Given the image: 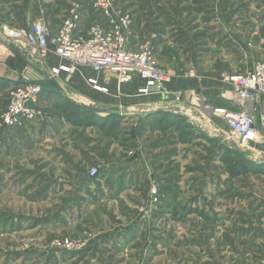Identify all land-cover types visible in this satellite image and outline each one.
Returning a JSON list of instances; mask_svg holds the SVG:
<instances>
[{
  "label": "rangeland",
  "instance_id": "rangeland-1",
  "mask_svg": "<svg viewBox=\"0 0 264 264\" xmlns=\"http://www.w3.org/2000/svg\"><path fill=\"white\" fill-rule=\"evenodd\" d=\"M68 1L0 0V24L21 28L43 18L53 29L61 26L68 8L79 3L89 10L83 22L88 27L89 16L93 15L92 0H71L70 4ZM113 2L123 12L127 11L122 6L130 9L135 17L137 9L131 6L136 5L135 0ZM220 3L221 0H209L214 6L210 14L199 15L193 22H205L208 29V44L202 45L203 61L194 62V48L184 42L169 51L180 56L176 61L158 58L159 69L175 71L172 84L200 97L206 117L215 125L187 116L177 120V115L170 112L163 116H168L171 127L164 119L146 125L144 107L154 101L144 98L142 84L143 100L139 99V112L134 111L131 119L119 116L118 124L111 130L108 125L102 130L87 128L90 146L112 142L113 155L107 151L104 163L96 158L97 152L79 146L78 150H71L73 162L80 163L75 167L70 160L73 156L64 150L70 141L65 136L53 137L50 131L46 134L42 126H34L36 121L2 131L7 142L0 143V264L264 263V173L249 170L264 165V142L254 143L246 151L232 150L215 130H226L214 113L215 109L227 107L221 99L220 90L225 87L221 76L251 70L255 57L248 51L253 46L251 42H247L246 48L240 46V67L237 64L232 70L219 57L222 46L212 41L215 36H224L220 37L218 30L224 19ZM228 7L229 18L236 9L234 16L242 21L237 27L241 37L264 21V0H229ZM193 18H181L185 29L191 26ZM234 56L230 53L227 61L234 62ZM29 68L32 67L25 69ZM191 73L196 77L187 78ZM99 77L93 74L86 78V86L70 82L69 86L59 88L64 100L59 99L55 107L42 100L37 112L42 117L63 121V111L70 107L66 104L100 111L108 101L101 100L100 94L109 90L99 88ZM1 96L0 116L9 102L7 91ZM119 105L123 112L128 110V104ZM256 117L259 120L257 114ZM17 132L23 136L16 137ZM28 140L30 144L25 143ZM167 142L174 144L168 143L166 150H156L157 146L166 148ZM88 151L91 153L84 158L82 154ZM231 152H238L240 157ZM58 156L62 158L57 159ZM227 158L232 159L229 166L223 161ZM240 159L251 163L246 171H242ZM91 168L97 169V177L78 184ZM41 182L49 187L46 198L35 193L42 188ZM124 232L127 239H121ZM65 242L74 248L58 246Z\"/></svg>",
  "mask_w": 264,
  "mask_h": 264
},
{
  "label": "built area",
  "instance_id": "built-area-1",
  "mask_svg": "<svg viewBox=\"0 0 264 264\" xmlns=\"http://www.w3.org/2000/svg\"><path fill=\"white\" fill-rule=\"evenodd\" d=\"M92 10L97 21L91 22L84 32L81 31L84 16L79 4L68 8L55 34L43 18L21 28L0 24V58L14 57L5 47L6 44L14 45L24 53L26 67L39 71L58 89L70 82L79 70H89L95 75H101L104 70L113 73L117 86L139 78L145 87L143 96L158 97L144 107L145 115L155 111L170 112L180 118L187 116L215 125L206 117L200 97L170 86L176 78L175 71L159 69L150 41L131 47L132 25L128 12L114 6L113 0H92ZM51 60H55L54 65ZM195 77L194 73L187 75V78ZM221 83L225 86L220 90L221 99L227 107L215 109L214 113L225 125L226 133L215 129L220 133L218 137L229 149H251L249 146L264 139V112H258L259 106L264 105V62L254 63L252 69L243 74H223ZM7 92L9 102L0 116V131L42 118L37 108L44 92L36 83L23 78L22 83L8 88ZM256 114L263 133L257 131ZM97 172L96 168H91L88 177H97ZM58 246L68 250L74 248L68 242Z\"/></svg>",
  "mask_w": 264,
  "mask_h": 264
},
{
  "label": "crops",
  "instance_id": "crops-1",
  "mask_svg": "<svg viewBox=\"0 0 264 264\" xmlns=\"http://www.w3.org/2000/svg\"><path fill=\"white\" fill-rule=\"evenodd\" d=\"M70 1L71 0L68 1V4H70L69 3ZM126 3L128 4V2ZM135 3H136L135 6L134 4L131 5L132 8L135 7L137 9L135 12V17L133 16V12L130 9H125V7L123 6L121 7L124 10H126L131 16L132 27H131V36L129 39L132 45L131 47H133L137 43L150 41L154 47V56H155L156 62L157 64L160 65L158 58H163V59L166 58L167 62L176 61L180 56L173 55L169 51L173 49V47L176 48L175 46L176 45L178 46L179 43L184 42V43L190 44V47L194 48L193 53H192L194 62L198 60L203 61V58H202L203 54H201V52H204V50H202V45L208 44L206 43L207 39L205 38V35H206L205 31H207L208 29H206L207 26L205 25V22L204 24H201V25L200 23H193V22L199 15L206 16L210 14V11L212 10V7L214 6H212L213 4L212 5L209 4V0H135ZM228 4H229V0H221L220 11L224 19L222 20L223 22L222 28H218V30L221 33L220 37H222L223 35L224 36L222 38H217L215 36L212 42L214 44L219 45L220 47L221 46L223 47V48L222 47L220 48L219 57H221L223 61H226L227 62L226 66L232 70L235 67L237 68L238 66L239 67L241 66L240 63L238 62V60L240 61L241 56H243L240 50H243L242 47L246 48L247 42H251L253 46L248 51H250L249 53H251V56H255L251 61L252 64L250 63L251 64L250 67H251L255 62L259 61L262 58L264 59V52L262 50V48L264 47V21H260L258 26H256L254 30H252L251 32L247 31L246 35L241 37L240 36L241 32L237 27L240 26L242 21L238 20L234 16L236 9H233L232 18H229L230 14L228 12V9H229ZM79 5L81 6V12L83 16L87 17L88 14H86V12L89 11L88 8L85 6L83 7L82 4H79ZM226 12L229 15L227 14L225 16ZM188 16H191V17L194 16V18L191 20L190 22L191 26L189 25L190 27L187 28L188 29L187 30L183 26V23L181 22V18L184 19L185 17H188ZM89 18L91 22L97 21L94 15H90ZM234 19L236 21H234ZM83 22L84 21L82 20L81 31L84 32L87 27L83 26ZM50 29H51V33L55 34L58 32L60 27L53 26V29L52 28ZM188 34L190 35L189 38L187 36ZM199 47H200V50L199 52H197V48ZM229 49L234 50V51L228 52ZM230 53L235 55L234 62L227 61ZM7 59H10V58L7 57L5 59L6 60L5 63H0V68L2 69V72H3V74L0 75V97H2L1 95L3 93H6L8 88L22 83L23 78H25L24 76V73L26 71L25 68L22 70V72L20 71V67L22 64L21 62H23V60L20 61L18 59L11 58V60L13 61V65L10 66L7 64ZM253 60H256V61L253 62ZM51 64L54 65L55 60H51ZM91 76H93V73H91L89 70H86V71L79 70L71 78L70 82H72V85L77 84L78 86H86L87 83L85 82V80L86 78L91 77ZM115 78L117 77L113 73H110L105 70L101 72V75L97 81L99 88H104L106 90H109L108 93L110 94L108 93L100 94L101 96L102 95L103 96L99 98H101V100H108V101L107 103H104V105H102V107L105 106L101 108L100 110L102 111V113L99 110L97 111L92 108H89V107L88 108L93 112L95 116L101 119H103V117L105 116H108L109 114L117 115V117L121 116L123 117L122 119H125V117L126 119L128 118L131 119L133 117L132 114L134 113V111L139 112L137 110V103L140 102L139 99L143 100L142 98H140L141 96L140 93L142 90L140 87H142L143 83H141V81L138 82L137 79H134L135 81L132 80L131 82L122 83L119 87L117 86L115 82ZM70 82H68L64 86H69ZM219 83H220V80L218 84ZM171 87L180 88L176 86L175 83L172 84ZM215 89L218 90L219 86L216 87ZM59 93H60V90H59ZM60 95L61 97H58L57 95L48 96L46 93H44L42 95V99L47 102L45 103L47 106L49 105V106L55 107V103H59V99L62 98V100H64V97H63L64 95H62L61 93ZM157 99L158 97H152V98L147 97L148 101H156ZM115 100L117 101L119 100L118 101L120 102L119 104H123V103L128 104V107L125 108L128 110L123 112L122 107H118L121 105L117 104ZM147 100L144 99V102H146ZM76 105H79V104H76ZM83 107H86V106H83ZM258 112L259 113L264 112V105L261 104L259 106ZM166 113L161 112V111H155L151 113L153 115L151 114H148L149 116L144 115L145 124L146 125L150 123L154 124L156 121L160 122L162 120L161 119L162 116ZM175 118H177V120L182 119L178 116H175ZM37 125H39V127L42 126L41 128H44V132L46 134H49V131H50V133L53 134V137L59 138L61 136H65L67 140H69L70 142L67 143L69 144V146H66L64 150L67 153H69L70 157L73 156V154L71 153L72 148H76L78 150L80 146L81 149L90 148L91 151L97 152L98 156L96 158L101 159L100 161H102L103 163H104V160L108 159L107 151L110 152L112 142L104 143L102 146H99L98 144L96 146H90L92 143V140L89 137L87 138L86 136L88 127L97 128L98 130H100L99 129L100 127L98 125L85 126V124L83 123V124L76 126L75 123H73L72 121L69 122L65 120V118L63 119V121H60L59 119H51V118L48 119L47 117H42L38 121H36L34 126H37ZM256 128H257V131H259L260 133H263L261 130V125L259 123V120H257ZM19 134L20 136H23V133H20V132H17L15 136L17 137V135ZM262 141L264 142V139H262ZM1 142L4 145L7 142V137H5L4 132H2V130L0 131V143ZM71 142H76V145H74V143H71ZM78 142L80 143L77 144ZM25 143L30 144L29 140L26 141ZM168 143H170L171 145L174 144V142H167L166 145L164 144L166 148H164L163 146H157L156 150L158 149L166 150L169 147ZM90 153L91 152L88 151V153H83L82 155L84 156V158H87L88 154ZM111 155H113V153H111ZM61 158L62 156L57 157V159H61ZM70 160L72 162L73 161L75 162V157L73 156ZM61 161L64 162V160H61ZM74 162L73 164L75 165V167H78L80 163L79 162L74 163ZM22 175H25V173H22ZM87 179L89 178L87 174H85L84 177H81V179L78 180L79 182L78 184H81L82 182H87L88 181ZM22 180H24V177ZM42 183L43 182H41V184ZM43 184H42V188H39L38 190H36L35 193L40 195L38 197L46 198L49 187ZM87 193H89V191ZM123 234L124 235L121 236L122 237L121 239H124V238L127 239V236H128L127 232H124ZM127 242H130V241H126V244H128Z\"/></svg>",
  "mask_w": 264,
  "mask_h": 264
},
{
  "label": "trees",
  "instance_id": "trees-1",
  "mask_svg": "<svg viewBox=\"0 0 264 264\" xmlns=\"http://www.w3.org/2000/svg\"><path fill=\"white\" fill-rule=\"evenodd\" d=\"M14 58L18 59L20 61L23 60V62H21L22 64L20 67V71L22 72V70L26 67V60L24 59V57L22 55H15L14 54ZM7 64L10 66L13 65V61L11 59H7ZM46 94L48 96L53 95V94H49V93H46ZM55 95H57L58 97H61L59 92H58V94H55ZM55 95H53V96H55ZM66 105L70 106V107H74V110H71L70 107L69 108L67 107V109L63 111V113L65 115V120H67L69 122L72 121L73 123L76 124V126L83 124V123L85 124V126H87V125L88 126L98 125L100 127L99 129L102 130L106 125H108L107 129L111 130V127H113L114 124H118V122H119L117 115H114V114H109L108 116H105V117H103V119H101V118H98L97 116H95L93 114V112L88 107L86 108V107L79 106V105H76L73 103L71 105L70 104H66ZM151 115H153V114H151ZM87 117H88V119H87ZM161 119L162 120L164 119L165 121L167 120V124L170 125L169 127H171L173 125V123H171V121L169 120L167 115L162 116ZM176 128H177V126H176ZM233 154H237L240 157V154L238 152H231V155H233ZM223 161L229 166L230 163L232 162V159L227 158V159H223ZM240 162L242 163V165H241L242 171L243 170L246 171L247 165L251 164V163H248L247 161H245L243 159H240ZM249 170H251L254 174H263L264 173L263 172L264 171V165H262L260 167L256 166L255 169H249ZM90 178L91 177H89V179ZM92 179L94 180V178H91V180Z\"/></svg>",
  "mask_w": 264,
  "mask_h": 264
},
{
  "label": "water",
  "instance_id": "water-1",
  "mask_svg": "<svg viewBox=\"0 0 264 264\" xmlns=\"http://www.w3.org/2000/svg\"><path fill=\"white\" fill-rule=\"evenodd\" d=\"M5 47H7L15 55H22V54L24 55L23 52H21L12 44H6ZM0 62L5 63L6 62L5 57H1ZM24 76L28 81L36 83L40 87V90L44 93H50L55 95L58 94L59 92L55 84H53L44 75H42L39 71L37 72L33 68L26 69Z\"/></svg>",
  "mask_w": 264,
  "mask_h": 264
}]
</instances>
